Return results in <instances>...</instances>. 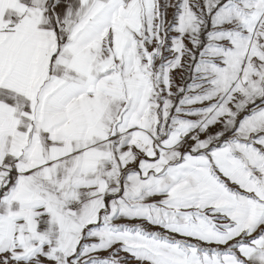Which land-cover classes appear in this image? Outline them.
Here are the masks:
<instances>
[{
	"label": "snow or ice",
	"instance_id": "snow-or-ice-1",
	"mask_svg": "<svg viewBox=\"0 0 264 264\" xmlns=\"http://www.w3.org/2000/svg\"><path fill=\"white\" fill-rule=\"evenodd\" d=\"M0 264H264V0H0Z\"/></svg>",
	"mask_w": 264,
	"mask_h": 264
}]
</instances>
